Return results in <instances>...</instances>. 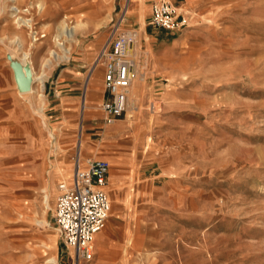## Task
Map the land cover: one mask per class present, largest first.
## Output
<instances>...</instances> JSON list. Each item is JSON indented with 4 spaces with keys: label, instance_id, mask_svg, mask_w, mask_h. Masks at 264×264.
<instances>
[{
    "label": "rangeland",
    "instance_id": "rangeland-1",
    "mask_svg": "<svg viewBox=\"0 0 264 264\" xmlns=\"http://www.w3.org/2000/svg\"><path fill=\"white\" fill-rule=\"evenodd\" d=\"M35 1L0 0V264H40L49 255L74 264L53 220L57 183L71 176L78 151L82 162L113 165L99 99L92 101L103 89L95 57L114 25L140 36L135 59L147 78L131 125L152 138L137 161L155 190H109L98 238L105 232L111 249L82 264H264V0H168L181 22L174 29L150 23L158 0H41L40 11ZM12 6L32 18V28L16 30L37 73L48 48L58 49L62 17L88 23L66 42L69 58L44 68L42 115L39 81L35 93L20 95L6 57L21 56L11 42ZM85 92L90 118L81 120Z\"/></svg>",
    "mask_w": 264,
    "mask_h": 264
},
{
    "label": "built area",
    "instance_id": "built-area-1",
    "mask_svg": "<svg viewBox=\"0 0 264 264\" xmlns=\"http://www.w3.org/2000/svg\"><path fill=\"white\" fill-rule=\"evenodd\" d=\"M13 10L19 12L15 8ZM150 23L174 29L181 22L173 3L158 0L152 5ZM131 41V35L119 31L118 25H114L95 57V62L103 67V95L98 109L105 124L113 123L127 109L134 65V59L128 52ZM150 108H154L153 104ZM80 161L79 154L75 152L69 180L57 183L53 212L54 224L62 242L72 250L74 263L93 258L92 239L105 226L111 207L105 189L109 161L102 157L88 158L84 164Z\"/></svg>",
    "mask_w": 264,
    "mask_h": 264
},
{
    "label": "bare ground",
    "instance_id": "bare-ground-1",
    "mask_svg": "<svg viewBox=\"0 0 264 264\" xmlns=\"http://www.w3.org/2000/svg\"><path fill=\"white\" fill-rule=\"evenodd\" d=\"M35 5L37 6V9L40 11L43 8V3L41 0H36ZM19 10V6H14L11 9ZM14 14V22H15V33L13 34V38L11 39V42H13L16 47L21 50V56L17 55V59L23 64H28L30 66L31 72H32V83L31 87L28 91L25 92H19L20 95H31L35 93V81H39V87H40V92L37 93V99H38V104H37V111L42 115L45 102H44V93L43 91V86L44 85V80H45V71L44 68L51 66L53 61H61V60H67L71 54V47L66 44L67 41H76V34L79 32L84 31L86 28H88V23L86 21H83L81 19H76L73 24H69V22L66 20V16L62 17L60 21L56 24V34L54 36V44L58 48H48V56L43 57L42 59V72L37 73L35 70L30 52L27 51L26 49L23 48V39H22V31H17L16 29H21L22 25L27 27V28H32L33 27V22L32 18H26L20 14H18L17 11L13 12ZM104 21H99L96 23V27H100ZM34 34L32 29H30V34ZM129 35L132 37V41L129 47V55L134 59V65L132 68V73L133 77L131 80V83L129 85L128 89V104H127V110H126V122L131 125V122L134 120L138 110H139V105L138 103L140 102L142 95L145 91V80L147 78L145 72L142 70L145 65V62L143 65H141L137 59H135L137 53L139 52V43H140V36L139 33L135 31H127ZM44 34H42L43 36ZM35 36V35H33ZM37 38L34 37L33 40H36ZM32 45V44H31ZM17 49V50H18ZM9 51V50H8ZM15 55H12V60H15ZM15 82V81H14ZM87 85V83H85ZM151 100V99H150ZM100 101V100H99ZM99 104V102H98ZM91 108V103L90 100L87 97V94L85 92L83 98H82V104H81V120H84L88 117L86 114L88 111H90ZM89 114V113H88ZM116 122V121H115ZM127 124V125H128ZM129 128V127H128ZM50 135L52 138L51 144L55 147L56 150L60 147V145L57 142L56 135L53 134V131H50ZM152 138L147 136L145 138V141L143 143V148L146 150L150 146ZM133 142V141H132ZM79 154V151L77 152ZM51 161V160H50ZM109 161V160H108ZM81 164H84V162L80 161ZM110 163V161H109ZM51 164V163H50ZM59 165V164H58ZM111 165V164H110ZM73 170V169H72ZM72 174V171H70V175ZM70 176L66 177L63 181H68V178ZM260 192H263V188L261 187ZM49 197H50V185L46 189V193L43 195V204L44 207L48 208L49 205ZM39 223H41V220H38ZM100 232V231H99ZM99 232L96 233L92 239L91 245L92 248L94 249L95 245L98 243V236ZM43 246H46L45 243H42ZM40 264H58L57 258L55 255H49L45 258V260L40 263ZM74 264H82V261H79L78 263Z\"/></svg>",
    "mask_w": 264,
    "mask_h": 264
},
{
    "label": "crops",
    "instance_id": "crops-1",
    "mask_svg": "<svg viewBox=\"0 0 264 264\" xmlns=\"http://www.w3.org/2000/svg\"><path fill=\"white\" fill-rule=\"evenodd\" d=\"M96 90L97 93H101L102 98L103 89L99 90L96 88ZM98 99L100 100V96H97V98L92 102H97ZM74 101V99H68L66 100V103L74 104ZM98 112L102 115L101 111ZM115 121L110 124L103 123L104 136L106 139L105 145L108 146L114 154L110 155V158L113 159V165L110 162L111 165L106 176L105 189L108 192V196L109 190L111 189H116L119 193L125 196L133 195L136 191L141 193V191L144 192L146 190L145 192H152L153 190L154 192V176L144 180L141 175L142 167L137 161L138 153L140 154L144 143V140L140 137V132L142 130L140 129L141 131L139 130V133L135 134V131L139 127L136 124L130 125L126 122V113L124 117L120 116ZM67 164L70 168V164ZM109 199L111 200L110 196ZM104 233L105 232H103V234L98 238L99 242L93 249V255L97 252L99 257L103 258L111 249L110 243ZM105 249L107 250L106 254H104L103 251Z\"/></svg>",
    "mask_w": 264,
    "mask_h": 264
},
{
    "label": "water",
    "instance_id": "water-1",
    "mask_svg": "<svg viewBox=\"0 0 264 264\" xmlns=\"http://www.w3.org/2000/svg\"><path fill=\"white\" fill-rule=\"evenodd\" d=\"M12 53H7L6 57L10 60L9 65L13 72L16 89L19 92L28 91L32 83V72L28 64L23 65L15 55V60H12Z\"/></svg>",
    "mask_w": 264,
    "mask_h": 264
}]
</instances>
